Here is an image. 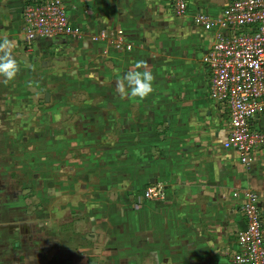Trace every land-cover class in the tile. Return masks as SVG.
<instances>
[{
	"label": "crops",
	"instance_id": "crops-1",
	"mask_svg": "<svg viewBox=\"0 0 264 264\" xmlns=\"http://www.w3.org/2000/svg\"><path fill=\"white\" fill-rule=\"evenodd\" d=\"M44 1L0 0L20 65L0 78V264H237L246 193L264 226V145L249 165L223 147L230 109L202 63L213 30L193 23L234 0H187L183 16L172 0H64L83 38L29 43L23 10ZM141 60L153 92L121 98ZM250 128L264 132V112ZM154 183L164 197L145 200Z\"/></svg>",
	"mask_w": 264,
	"mask_h": 264
},
{
	"label": "built area",
	"instance_id": "built-area-1",
	"mask_svg": "<svg viewBox=\"0 0 264 264\" xmlns=\"http://www.w3.org/2000/svg\"><path fill=\"white\" fill-rule=\"evenodd\" d=\"M174 14L187 12V0H172ZM26 25L25 40L37 38H83V31L72 25L64 0H46L26 5L23 10ZM193 23L203 30H213L211 48L202 57V63L211 71L210 98L224 102L230 109V128L223 147L234 149L241 161L249 165L253 161L252 150L264 145V132L250 128L251 119L264 112V0H234L223 9L218 18L198 13ZM238 30L240 32H238ZM105 32L91 37L94 42L105 41ZM115 47L131 49L123 39L122 31L116 33ZM164 197L161 183L148 185L143 191L145 200ZM243 215L246 226L237 234L238 244L244 248L234 256L246 264H264V226L254 193L245 194ZM240 258V259H238Z\"/></svg>",
	"mask_w": 264,
	"mask_h": 264
},
{
	"label": "clouds",
	"instance_id": "clouds-1",
	"mask_svg": "<svg viewBox=\"0 0 264 264\" xmlns=\"http://www.w3.org/2000/svg\"><path fill=\"white\" fill-rule=\"evenodd\" d=\"M14 47L15 41L7 37L0 40V78L5 83L13 81L20 71V65L12 54ZM154 79L147 62L141 60L116 81L115 91L121 98L130 96L143 101L153 92ZM240 264H246V261L240 259Z\"/></svg>",
	"mask_w": 264,
	"mask_h": 264
},
{
	"label": "water",
	"instance_id": "water-1",
	"mask_svg": "<svg viewBox=\"0 0 264 264\" xmlns=\"http://www.w3.org/2000/svg\"><path fill=\"white\" fill-rule=\"evenodd\" d=\"M37 39H40V38H37ZM41 39H44V38H41ZM45 39H48V38H45ZM52 39V38H51Z\"/></svg>",
	"mask_w": 264,
	"mask_h": 264
}]
</instances>
